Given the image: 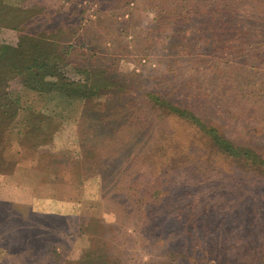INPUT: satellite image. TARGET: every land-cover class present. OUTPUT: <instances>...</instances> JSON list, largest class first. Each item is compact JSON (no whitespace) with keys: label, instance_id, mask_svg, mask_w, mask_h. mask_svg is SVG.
I'll list each match as a JSON object with an SVG mask.
<instances>
[{"label":"rangeland","instance_id":"rangeland-1","mask_svg":"<svg viewBox=\"0 0 264 264\" xmlns=\"http://www.w3.org/2000/svg\"><path fill=\"white\" fill-rule=\"evenodd\" d=\"M255 10L0 0V264H264V165L241 150L264 156V54L240 46ZM85 77L95 93L62 91Z\"/></svg>","mask_w":264,"mask_h":264},{"label":"trees","instance_id":"trees-1","mask_svg":"<svg viewBox=\"0 0 264 264\" xmlns=\"http://www.w3.org/2000/svg\"><path fill=\"white\" fill-rule=\"evenodd\" d=\"M206 14L207 13H205L204 15H206ZM257 20H264V13L260 12L258 10H255V13H253L252 18L250 19L249 24H251V25L248 27L249 28L248 33H250L252 43H250L249 37H244L242 39L243 43L240 46L242 47L243 50H246V52H249V53L258 51V53L261 56V53L264 54V29L259 30L261 28H259V25H257V22H258ZM250 30H251V32H249ZM232 31L236 34H240V33L243 34V33H246L247 29L244 31L241 29L240 30L236 29V30H232ZM232 31H230V32H232ZM38 35H43V34L40 33ZM217 42H219L218 44H216L217 48L220 47L222 45V43H224L223 41H220V40H218ZM234 46L238 48V46L236 44L229 47V48L226 46V48L229 51H231L230 48H233ZM241 47H240V49H241ZM43 53L45 56L42 58V60H49V56H48L47 52L45 51V52H42L40 54H43ZM37 60H39L37 57L33 58L32 63L36 62ZM49 65H51V64L44 63L45 68H42L40 70V75L43 74V76L41 77L43 80L46 76L52 75L51 68H49L50 67ZM56 65L57 64L55 63V66ZM223 65L224 64L216 65V69H218L220 73H222L223 70H224V72L226 71V69H224V67H222ZM77 72L81 73L80 70H77ZM84 79H85V81L81 82L82 86L74 84L73 81H69V82H65L64 84H62L61 89L67 96L78 95L81 98H86V97L90 96L92 93H95V90H93L92 86H89V83L91 82L89 80L90 77H85ZM82 81H83V79H82ZM151 97L153 99H155V102L162 109V111H167L166 109H169L170 112L177 114V116H179L183 119L192 120V118H191L192 113L188 109L181 108L179 106H175L172 103L168 102L166 99L158 98V96H155L154 94L151 95ZM210 130L215 132L213 135L214 138L212 141L216 145V147H219L220 149L227 152L226 154H229L231 156L236 157L238 155V154L236 155V153H234V152H236V150L232 147V146H234L233 143H230L228 140H225V138H223V136H221L219 133L216 132V129L210 128ZM241 150H243V156L244 157L254 158L258 161L259 164H262V166L264 165V156H262V154H260V153H257L256 150H252V148H247V147H242Z\"/></svg>","mask_w":264,"mask_h":264}]
</instances>
